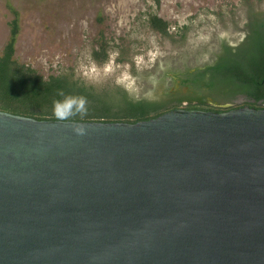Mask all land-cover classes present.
<instances>
[{
    "label": "water",
    "instance_id": "95a60500",
    "mask_svg": "<svg viewBox=\"0 0 264 264\" xmlns=\"http://www.w3.org/2000/svg\"><path fill=\"white\" fill-rule=\"evenodd\" d=\"M0 264H264V108L0 110Z\"/></svg>",
    "mask_w": 264,
    "mask_h": 264
},
{
    "label": "rangeland",
    "instance_id": "374dc122",
    "mask_svg": "<svg viewBox=\"0 0 264 264\" xmlns=\"http://www.w3.org/2000/svg\"><path fill=\"white\" fill-rule=\"evenodd\" d=\"M255 12L264 13V0H0V55L17 21L20 62L45 75L58 65L96 80L118 73L141 95L165 70L202 66L214 60L223 40L243 41ZM153 14L170 24L168 35L150 26ZM179 28L184 35H177ZM101 33L111 44L104 66L91 58ZM123 49L127 60L118 64ZM132 64L152 77L135 78Z\"/></svg>",
    "mask_w": 264,
    "mask_h": 264
},
{
    "label": "trees",
    "instance_id": "16d2710c",
    "mask_svg": "<svg viewBox=\"0 0 264 264\" xmlns=\"http://www.w3.org/2000/svg\"><path fill=\"white\" fill-rule=\"evenodd\" d=\"M150 26L164 35L170 24L156 14ZM18 22L12 23L11 39L0 55V110L40 120H57L53 100L62 99L59 91L84 96L87 113L66 121H104L136 123L156 118L172 109H198L222 112L248 105L264 108V13H253L246 38L233 45L223 40L213 61L194 68L168 69L155 80L153 89L137 95L118 73L87 77L75 66L58 65L48 75L16 57ZM177 29V35L183 34ZM110 41L101 33L92 53L99 65L111 61ZM126 49L117 63L127 60ZM131 74L142 76L134 64ZM173 86L168 87V83ZM242 102H238L239 98ZM232 104V107H225Z\"/></svg>",
    "mask_w": 264,
    "mask_h": 264
},
{
    "label": "clouds",
    "instance_id": "9594fccd",
    "mask_svg": "<svg viewBox=\"0 0 264 264\" xmlns=\"http://www.w3.org/2000/svg\"><path fill=\"white\" fill-rule=\"evenodd\" d=\"M62 99L53 100V114L57 120H68L76 115L83 117L87 113V99L84 96L58 92ZM74 131L79 135L85 134V129L77 127Z\"/></svg>",
    "mask_w": 264,
    "mask_h": 264
},
{
    "label": "flooded vegetation",
    "instance_id": "af4514ba",
    "mask_svg": "<svg viewBox=\"0 0 264 264\" xmlns=\"http://www.w3.org/2000/svg\"><path fill=\"white\" fill-rule=\"evenodd\" d=\"M247 34H248V32H247ZM243 101V99L240 97L239 99H238V102L240 103V102H242ZM262 105L264 106V103H262ZM233 105L232 104H227V105H225V107H232ZM245 106H248V105H245Z\"/></svg>",
    "mask_w": 264,
    "mask_h": 264
}]
</instances>
